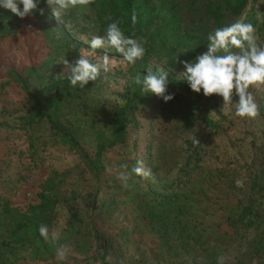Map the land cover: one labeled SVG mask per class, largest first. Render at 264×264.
Here are the masks:
<instances>
[{
  "label": "trees",
  "instance_id": "obj_1",
  "mask_svg": "<svg viewBox=\"0 0 264 264\" xmlns=\"http://www.w3.org/2000/svg\"><path fill=\"white\" fill-rule=\"evenodd\" d=\"M256 1L259 0H94L88 6L77 5L68 9L60 20L52 14L47 0H38L37 9L23 19L0 6V42L18 36L24 23L32 18L47 49L46 57L40 62L26 65L20 71L6 68L5 75H0V87L11 82L18 86L21 93L18 99L20 107L14 112L17 114L15 122L3 124L29 135L34 158L39 149V138L34 134L43 124L50 137L73 150L87 171L97 179H100L101 171L107 170L110 152L129 145L131 136L139 132L138 110L144 107L151 110L154 121V116L160 111L166 116L172 113L171 103L177 100L183 104V110L176 111L174 115L182 130L190 131L202 124L210 129H219L222 121L212 118L211 114L224 118L218 105L219 99L223 98L193 92L180 75L185 71L182 62H193L197 56L207 52L208 34L239 19L248 4ZM20 7L23 10V6ZM133 9L138 15L135 26L131 23ZM116 20L120 21L126 35L135 32L136 37L146 38L147 44L143 58L137 59L127 71L133 82L122 94L124 103L111 114L107 135L95 120L87 130L81 120L74 117L77 113L72 110L76 102L77 105L82 102L84 107L87 106L86 101L81 100L82 94L93 81L84 87L79 84L73 86L68 78L70 75L63 77L55 68L61 57L73 62L79 58L80 49L85 44L79 33L94 30L104 36L108 24ZM257 31L264 38V15L261 21H257ZM111 54L122 56L115 48ZM149 68L153 72L158 68L168 72V94H174L173 100L165 102L154 93L145 92L142 85L134 83V78L139 75L143 79ZM187 93L194 95L186 99ZM238 98L234 92L233 102ZM259 111L264 113L262 101L259 102ZM89 133L94 136V154L89 153L83 143ZM262 134L264 136V128ZM133 144L137 148L138 140L135 139ZM182 146L186 160L181 165L175 163L178 173L172 180L161 181L158 167L154 164L152 143L147 144L146 152L136 153L128 163L135 166L138 160H143L145 167L152 171L147 179L136 177L145 182L150 196L142 210L149 230L158 237L160 248L156 256L166 254L167 258L175 257L177 264H217V257L223 256L224 240L240 238L244 232L253 231L254 236L249 242L252 257L264 264V161L260 162L258 170L251 171L245 181L247 191L237 199L234 211L226 215L224 222L217 224L214 230L204 232L199 226L196 209L200 208L204 214L211 199L205 191H198L191 185L202 168L203 149L190 139L183 141ZM64 182L61 172L51 170L43 180L37 198L24 210L14 205L15 198L0 197V264H21L27 258L38 259L48 253L52 256L50 251L59 240H45L39 233V226L46 225L51 236L58 204L76 197V191L62 190ZM18 193L19 189L15 190V197ZM84 222L79 210L71 208L63 232L72 233L78 242L100 240L93 222H87L88 231L77 228ZM134 231L140 239L144 238L142 230ZM100 247L104 250L101 261L111 264L106 258L111 243L104 240ZM225 264L229 263L225 260Z\"/></svg>",
  "mask_w": 264,
  "mask_h": 264
},
{
  "label": "rangeland",
  "instance_id": "obj_2",
  "mask_svg": "<svg viewBox=\"0 0 264 264\" xmlns=\"http://www.w3.org/2000/svg\"><path fill=\"white\" fill-rule=\"evenodd\" d=\"M263 15L264 0H259L250 2L241 17L257 29V21H261ZM95 35L103 36L94 30L79 33L83 42L90 41ZM257 36L258 43L264 45V38L258 31ZM112 51V47L92 50L90 44L85 43L82 46L80 52L93 61L108 54L113 61V67L107 74L101 71L97 80L87 86L81 99L86 101V107L82 102L79 105L76 102L72 107L73 112L77 113L74 117H78L87 130L95 120L99 127L106 130L107 135L111 114L124 103L122 94L133 82L127 74L131 64L123 56L111 54ZM46 54L47 49L43 46L36 23L29 18L18 36L8 37L0 42V75H5L6 68L12 67L20 71L26 65L36 64ZM63 60L65 58H59L55 69L65 77L71 75V66H75V62L69 61L66 66L62 63ZM250 90L258 104L260 101L264 103V86ZM193 95L187 93L186 99ZM20 97L19 88L14 83L0 87V197L15 198L14 205L24 210L28 203L37 198L43 180L53 169L64 176L65 186L61 187L62 190H74L77 194L75 198L62 200L58 204L56 223L51 231L59 235V241L50 251L52 256L48 253L38 259L27 258L21 264H103L100 257L104 250L100 245L104 244V240L111 243L106 254V258L111 257V264H177L175 257L167 258L166 254L156 256L160 248L158 237L149 230L142 210L145 200L150 199L145 182L133 173L129 180L133 185L131 189L123 188L120 180L115 183L118 171L123 170L119 166L128 165L130 158L136 153L146 152L147 144H153L154 164L158 167L161 181L174 179L178 173L175 163L181 165L186 160L183 141H193L195 138L201 145L202 168L199 169L197 180L191 185L198 191H205L211 199L204 214L200 208L196 209L199 226L204 232L214 230L217 224L224 222L226 215L234 211L237 199L247 191L245 181L251 171L258 170L260 162L264 161V148L260 149L264 143V113L260 112L255 119H242L235 116V103L239 98L226 110H223V99H219L218 105L224 118L221 119L216 113H212L211 117L222 121L221 128L210 129L202 124L185 131L174 115L176 111L179 113L183 110V104L174 100V104L171 103L173 112L166 116L165 112L160 111L154 116V121L150 109L144 107L138 110L141 123L139 132L131 136L129 145L110 152L107 170L101 171L100 179H97L87 171L73 150L50 137V132L43 124L34 134V137L39 138V149L34 158L29 146V135L3 124L15 122L17 114L14 112L20 107ZM135 139L139 142L137 148L133 144ZM83 143L86 150L94 154L95 141L91 133L85 135ZM132 167L133 165H128L127 171L131 172ZM17 189L19 193L15 197ZM71 208L79 210L80 217L85 220L77 228L88 231L90 227H86L87 222H93L100 240L85 239L78 242L72 233L63 232L67 227ZM134 230H142L144 238L140 239ZM253 236L254 232L248 231L240 238L224 240L221 251L225 260L229 264H262L252 257L249 242ZM61 244H66L69 248L65 261L56 259V248Z\"/></svg>",
  "mask_w": 264,
  "mask_h": 264
},
{
  "label": "clouds",
  "instance_id": "obj_3",
  "mask_svg": "<svg viewBox=\"0 0 264 264\" xmlns=\"http://www.w3.org/2000/svg\"><path fill=\"white\" fill-rule=\"evenodd\" d=\"M94 0H47V4L52 10V14L57 20L68 9L80 6H88ZM23 6L21 10L20 6ZM0 6L11 10L12 13L21 19L30 14L38 7V0H0ZM111 20V17H108ZM131 23L135 26L138 23V15L133 9L131 13ZM208 51L197 56L195 61H183L184 72L181 73L190 89L195 93L203 92L206 97L218 95L223 98L224 107L233 103V94L239 97L235 103V116L242 119H255L260 115L259 104L252 88L264 86V45L258 43L256 27L245 22L241 17L230 25L219 27L210 32L207 36ZM92 50L112 47L122 54L124 60L129 64H134L137 59H142L146 53L147 39L136 37L135 32L126 35L120 27V21L116 20L108 24L105 35H95L90 41ZM223 54H219V53ZM62 63L69 65L67 59ZM113 61L108 54L93 61L88 56L80 52L79 58L75 61V66H71V75L68 76L71 84H79L84 87L89 81L97 80L101 71L105 74L112 71ZM147 75L141 79L138 75L134 78V83L142 85L145 92L154 93L165 102L174 99V94H168V72L164 68H158L153 72L151 68L147 70ZM194 144L198 141L193 139ZM117 174V179L122 182V187L131 189L133 185L129 183L132 174L147 179L152 171L146 168L143 160H138L132 167L131 172L127 171L128 165L121 164ZM39 233L45 239L57 241L59 235L55 232L49 234L46 225L39 226ZM69 255V248L66 244H61L56 248V259L65 261ZM111 261V257L107 258ZM217 264H225V257H217Z\"/></svg>",
  "mask_w": 264,
  "mask_h": 264
}]
</instances>
